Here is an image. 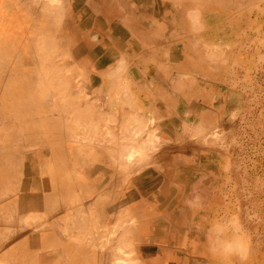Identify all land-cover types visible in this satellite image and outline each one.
<instances>
[{"label":"bare ground","instance_id":"1","mask_svg":"<svg viewBox=\"0 0 264 264\" xmlns=\"http://www.w3.org/2000/svg\"><path fill=\"white\" fill-rule=\"evenodd\" d=\"M118 2L0 0V83L5 89L4 97H0V264H146L139 255L138 239L151 242V237H173L180 232L179 217L182 213H174L169 206L170 201L162 203L163 191L157 196L152 195L151 199V179L144 188L139 187L142 179L147 176L151 178V169L154 168L159 173V191L170 188L168 184L173 179L168 164L173 159V148H178L177 142L179 145L182 143L169 121L163 129L160 120L151 119L145 111L151 112L149 102L151 107L153 87L152 90L147 87L143 77L130 75L129 62L121 50L117 58H111L106 63L104 71L96 67L97 77L83 79L86 84L94 85L87 87L89 90L78 86L82 79L80 74L77 75L80 77L78 79L65 68L66 49L75 53L73 41L67 39L65 27H72L81 34L82 45L79 44V49L84 52L90 51L92 46L102 45L106 38L116 45L119 44L118 38L126 41L137 35L150 42L151 31H146L141 23L138 25L132 16L123 14ZM33 8H39L41 13L38 14ZM78 11L92 13L99 21L100 28L96 30L93 27L88 33L87 28L78 23ZM190 12V22H193L190 28L192 31L200 29L201 12L197 9ZM32 18L35 25L29 26ZM50 21L53 28L45 33L46 30L41 29ZM110 24L115 37L106 36L108 33L105 30ZM26 28H30L31 35L30 61L25 54L22 59L12 61L9 52ZM254 40L261 44L264 37ZM211 45L200 52L203 63L215 66L223 58L227 47H218L224 50L219 55L220 50L215 46H219V43ZM192 55L198 57L195 53ZM263 56L264 53H259L257 60ZM33 62L38 67L26 71L25 67ZM159 69L163 71V67ZM175 70L183 74L176 67ZM5 73L8 74L7 80H3ZM32 80L35 82L32 83ZM173 84L174 87L170 88L173 92L185 89L189 94L198 88L196 78L178 75ZM98 85L100 87L95 88ZM103 91L106 97L103 96L105 107L102 108L95 100L98 92L101 94ZM155 102H158L155 105L158 109L165 106L161 100ZM43 109L56 113L59 118H53V121L46 118L51 122H43ZM34 110H39L38 120L41 121H35L27 132V122ZM185 114L187 116L188 112ZM185 121L184 125L187 124ZM183 124L181 122L185 132L189 128L188 138L195 136L201 140L203 138L200 137L205 136L204 142L199 141L204 144L208 136L205 146L214 143L209 140L217 139L213 134L218 130L215 133L212 129L214 133L211 137L214 138L209 139L210 130V133L205 131L207 136L204 133L201 136L203 125L193 123L184 129ZM212 127L215 128L214 125ZM44 135L50 142L48 145L55 159H60V155L62 159H67V155L71 154L78 167L91 177V183L86 186H90L95 178H100L101 186L96 196L89 198L92 192L82 190L84 179L76 181L73 168L66 162L58 165V172L45 186V192L40 195V192L36 193L38 189H34L31 196H26L20 178V167L23 159H26L24 150L33 149L36 153H31L29 157L34 159L43 146ZM197 140L194 139V142ZM87 198L92 204L98 201L106 214L95 212ZM113 205L120 208L116 209V218L109 220L107 210L113 209ZM183 218L185 220V214ZM240 218L244 224L247 223L245 214H240L231 216L228 221L230 226L213 225V242L224 253L239 252L245 255L248 249L250 237L242 231ZM84 250L88 255L81 253Z\"/></svg>","mask_w":264,"mask_h":264},{"label":"rangeland","instance_id":"2","mask_svg":"<svg viewBox=\"0 0 264 264\" xmlns=\"http://www.w3.org/2000/svg\"><path fill=\"white\" fill-rule=\"evenodd\" d=\"M70 1L72 2L73 0ZM118 1L119 9L123 14L132 16L133 20L138 23V25L141 23L143 24V27L146 29V31H151V0ZM132 4H134V6ZM219 6L221 11L225 13L254 15L255 17V15L260 12L262 18L264 19L263 0H256V3L251 4L248 2H241L235 4L225 3ZM198 7L199 6L194 5L189 8V11L191 9H197L201 12V8ZM32 10L36 12L38 11V14L41 13L39 12V8H33ZM76 14L78 17V23L83 25L82 27L87 28L88 33L93 27L96 30L100 28L99 21L93 17L92 13L90 14L87 11H78ZM29 22V26L35 25L34 18H32ZM51 23L52 22L50 21V23L47 25L44 24L41 30H46L45 33H48L53 28ZM203 24L206 26L205 21L202 23V25ZM64 29L68 32L67 39H72L73 46L75 48V53H72L69 49H66V56L68 54L69 55L67 57L65 56L64 59L66 63L65 68L69 70L70 74L75 75L78 79H80V77L77 75L80 74L82 79L80 80L81 82L78 84V86H83L82 88L86 90H89L87 87L90 88L91 86H94L88 83L86 84L83 79L91 80L97 77L95 74L97 70L96 67H101L102 71H104L107 66L106 63L109 62L111 58H117L119 56L118 51L121 50L123 53L125 52V58H127V61L129 62V66L131 68L129 69V72L131 71L130 75L132 74V77L135 76L136 78L143 77L142 79L145 85L151 88V82L149 81V78H151V39L150 42H147L142 36L139 35L128 39L126 38V41H122L118 38L119 41L117 40V42H119V44L116 45L114 44L115 42H110V40L106 38L102 45L97 47L96 45L92 46L90 51L87 50L84 52L82 49H79V44L82 45L81 34L73 30L72 27L70 29L65 27ZM112 29L113 26L110 24L105 30L108 33L106 36H116ZM29 31L30 28L23 30L24 34L22 35L21 39L15 43L12 51L9 52L10 60H20L25 54V56H27L30 61L29 55L31 49V35ZM222 31H225V28H222L220 33ZM242 34L243 37L237 38V41L232 46V50L230 51L226 50L228 49V45L231 46V43L228 41L221 42L219 46L213 43L215 46H217V48L224 47L223 49H225L227 47L225 49V53H223L224 50L222 48H218L220 50L219 55L223 53V58L221 57L219 61L221 63H219L220 71L224 74L223 76L226 77L227 81H229V83L226 84L224 88L225 96L227 95L230 97L234 95L235 99L221 101V107L225 109H232L234 114H229V112L225 111L224 115L216 116L215 111L213 112V106L208 107L209 109L206 111L204 110L202 114H198L199 107L202 105V99L190 101L188 104V109H186L183 107V105L180 106V103L177 100L167 102L168 96L164 97L166 99L163 101L165 107H169L171 109L172 117L166 118V120L163 122L160 121V127L165 129L164 124L169 121L168 123H171L173 130H175L174 134L177 133L181 137L179 142H182L181 145H179L177 142L178 148L176 150L173 148V159L172 162L168 164L173 181L171 180L172 182L168 184L170 188L167 187V189L164 188L159 191V173L157 174L156 170L152 168L151 178L147 176L142 179L139 182V187L144 188L151 179V196H157L163 191V198L161 199L162 203H169L170 201L169 206L172 207L174 210L173 212L176 214H182L179 217L180 227L177 226L180 228V232H178L173 237L158 236L155 239H153L154 237H151V242L138 239L137 245L139 247V255H141L143 262L146 264H178L180 261H178L177 255L175 253H164L163 249L156 247L155 244L160 241V239H167L168 243L180 242L187 239L188 233L186 232V226L189 225V223H193L197 220H204L208 222V248L213 255L219 256L220 264H237L236 261L239 258L236 257V260L234 258L232 259L236 252L224 253L219 249L216 243L213 242L215 238L213 230L215 227L213 225L215 223H219V225L222 227L230 226L228 221L232 215L240 216V214H245L247 223L244 224L241 221V218L240 222L242 224V231L247 233L245 234L246 236L248 235L250 237L249 242L251 243V246H253V238H255V241H264V60H262L264 56L257 60L258 57H260H257V55L259 53H264V40L261 44L257 43V40H254L257 38L260 39V37L261 40L263 39L264 28L260 31L257 29L252 30L250 28H245ZM250 38L253 41L250 40ZM211 44L212 43L210 42V44H206L205 47H208ZM219 55L218 57H220ZM194 59L195 60H193V62L200 61L195 55ZM34 62L29 63L28 67H25L26 71L29 72L36 68V66L38 67V64H35ZM215 65H218V62ZM231 65L236 66L234 69H231ZM174 66L180 69L182 72H186L184 65L175 64L173 67ZM189 71L191 72L190 69ZM231 71L233 72L234 76L232 75ZM7 75V73L4 74L5 77L3 80H7ZM33 81L35 82V80H32V83ZM96 87H100V85L95 86V88ZM197 90L189 92V94L192 97L197 96ZM4 95L5 89L2 88V84L0 83V97L3 98ZM98 95L100 97H98ZM103 96L106 97L104 95V91L103 93L101 92V94L98 92L96 95L98 100H95L96 103L98 102V106L102 108L105 107V99ZM175 97L178 98L180 95ZM44 109V116L43 114L41 116L44 119L43 122H51V120L46 121V118L52 119V121L53 118H59L56 113H53L48 109L45 111ZM149 109L151 110L150 102ZM38 112L39 110H34L29 116L27 122L29 128L27 129V132L29 131L30 126L35 123V121H41L38 120ZM181 112L183 113L182 115L180 114ZM187 112L188 115L186 116L185 113ZM149 117L151 118V116ZM184 121L187 123L186 125L188 127H190V125L193 123H199L203 125L202 128H204L202 130L204 132L202 131V134L200 133L201 136L203 133L207 136L205 131L208 132V130H210L211 133L208 132L210 133L209 139L214 138L211 137V134L214 133L212 131L215 130L216 133L218 130L216 134H213L214 136L216 135L215 138L217 139H215V141L214 139L211 141L209 140L210 143H214L207 144V146L209 145L207 147L204 144L207 143L208 136L206 137V143L204 144L200 142H204L202 140H205V136L200 137L203 138L201 140H197L199 138L196 139L195 136H190L191 138H188L190 134L189 128L188 131L185 132L181 126V122L183 124ZM215 121L217 122L212 124ZM188 122L190 124H188ZM171 125L169 124V126ZM186 125H184V129ZM212 125H214V127L219 125V128L218 126L217 128H213ZM208 126L212 128L210 129ZM220 127L222 131L219 132ZM45 138H47L46 135H44L43 146L39 149L37 156L34 157L33 155L34 159L29 157L32 155L31 153H36L33 149L24 150L26 159H23V164L20 167V178H22L21 185H23L22 188L26 192V196H31L34 189H38L36 193L40 192V195L42 192H45L46 190L44 189H47L45 186H47V184L52 180L51 178L53 175H56V172H58V165L65 162L73 168L76 181L81 179L79 180L81 182L84 179L82 190H89V192H92V196L89 198H93L94 195L96 196L98 187L101 186L100 178L97 177L93 180L92 184L94 185L91 184L90 186H86L88 183H91V177H88V175L78 167L79 164H77L75 159L72 158L71 154L69 156L67 155V159H62L61 155L60 159H55V156L52 154L53 152L51 153V148L48 145L50 142ZM194 139L198 142H194ZM183 144L185 145L183 146ZM197 144L198 146H195V148L194 145ZM213 146H215V148ZM183 147L185 149H183ZM197 147L199 148L197 149ZM182 157H186L187 159H183ZM173 169H175V171ZM143 195H145L144 190ZM89 198H87V202L94 208L95 212L105 215V209L101 206V204L98 201L92 204ZM152 198L153 196L151 199ZM117 208L120 207H115L113 205V209L107 210L108 212L106 216H109V220L116 218ZM184 214L185 220L183 218ZM258 229L261 232L255 234V237H253L252 234ZM249 246L250 244L248 245V248ZM153 247L155 248L153 249ZM81 253H86L88 255L86 250L82 251ZM79 257H81V255ZM79 260H81V258ZM16 261H13V263ZM238 263H240V261H238Z\"/></svg>","mask_w":264,"mask_h":264},{"label":"crops","instance_id":"3","mask_svg":"<svg viewBox=\"0 0 264 264\" xmlns=\"http://www.w3.org/2000/svg\"><path fill=\"white\" fill-rule=\"evenodd\" d=\"M241 2L251 4L256 3V0H151V78L149 81L151 82V90L153 87L154 91H151V114L145 110L151 119L163 122L166 118L172 117L169 107L164 106L162 109H158L155 106L158 103L155 101H165V96H168L167 102L177 100L180 106L183 105L186 109H188L190 101L202 99V105L198 111L201 114L210 106L215 109L216 116L224 115L225 111L234 114L232 109L221 107V101L233 100L235 96L229 97L224 94L225 85L229 81L220 71L219 62L215 66L203 63L200 51L210 42L220 44L224 41L231 43V47L228 48L230 51L237 38L243 37L242 33L245 28L257 29L258 31L264 28V19L260 12L255 17L254 15L225 13L221 11L219 6L225 3ZM194 5L201 8L200 21L202 23L205 21L206 26L203 24L200 29L193 30V32L190 28L193 22H190L192 15L189 8ZM222 28H225V31H222L221 34ZM193 53L199 57L200 61L193 62L195 60ZM175 64L184 65L186 72H182V75L178 74L175 67L173 68ZM160 65L163 67V71L159 69L161 68ZM235 66L231 65V69H234ZM189 69L192 71L190 72ZM231 73L233 75L232 71ZM176 75L184 78H196L198 95L192 97L185 89L173 93L170 88L174 85L173 81ZM175 94H180V97L176 98L175 96L178 95ZM208 228L207 221L197 220L186 226L187 239L172 243H168L167 239H160L155 245L163 249L164 253H175L178 261H180L178 264H220L219 257L209 251ZM259 232H261L259 229L256 230L252 236L255 237V234ZM252 240L253 246L250 243L245 255L237 252L232 257L235 260L236 257L239 258L236 261L237 264H264V241H255V238Z\"/></svg>","mask_w":264,"mask_h":264}]
</instances>
